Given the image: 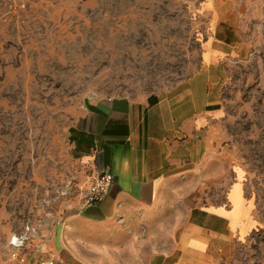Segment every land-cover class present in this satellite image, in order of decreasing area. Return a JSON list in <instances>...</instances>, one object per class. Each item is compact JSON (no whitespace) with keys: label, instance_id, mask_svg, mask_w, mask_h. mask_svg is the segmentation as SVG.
<instances>
[{"label":"rangeland","instance_id":"rangeland-1","mask_svg":"<svg viewBox=\"0 0 264 264\" xmlns=\"http://www.w3.org/2000/svg\"><path fill=\"white\" fill-rule=\"evenodd\" d=\"M234 4L248 51L220 62L211 125L251 211L225 264H264V0ZM209 12L208 0H33L10 14L0 0V251L13 236L36 244L84 205L76 108L172 91L202 66Z\"/></svg>","mask_w":264,"mask_h":264},{"label":"crops","instance_id":"crops-1","mask_svg":"<svg viewBox=\"0 0 264 264\" xmlns=\"http://www.w3.org/2000/svg\"><path fill=\"white\" fill-rule=\"evenodd\" d=\"M202 66L172 91L142 99L89 96L68 138L91 176L112 174L102 201L69 208L25 251L57 264H225L251 208L215 146L220 62L246 54L234 0H208ZM11 243V242H10ZM11 245L0 251L9 264Z\"/></svg>","mask_w":264,"mask_h":264},{"label":"built area","instance_id":"built-area-1","mask_svg":"<svg viewBox=\"0 0 264 264\" xmlns=\"http://www.w3.org/2000/svg\"><path fill=\"white\" fill-rule=\"evenodd\" d=\"M33 0H7V11L15 14V10L24 12ZM112 183V174L101 170L89 176L84 195V204L97 203L103 200ZM26 236L21 239V245H14L11 240V249L8 253L9 264H57L54 254H42L32 257L25 251L24 241ZM0 264H3L0 262Z\"/></svg>","mask_w":264,"mask_h":264},{"label":"water","instance_id":"water-1","mask_svg":"<svg viewBox=\"0 0 264 264\" xmlns=\"http://www.w3.org/2000/svg\"><path fill=\"white\" fill-rule=\"evenodd\" d=\"M23 238V236H13L12 238H11V240H12V243L14 244V245H21V243H22V239Z\"/></svg>","mask_w":264,"mask_h":264}]
</instances>
